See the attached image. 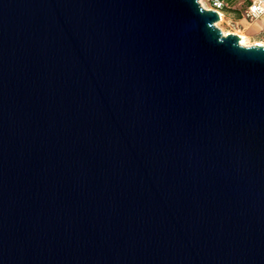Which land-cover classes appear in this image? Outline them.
<instances>
[{
	"label": "water",
	"instance_id": "1",
	"mask_svg": "<svg viewBox=\"0 0 264 264\" xmlns=\"http://www.w3.org/2000/svg\"><path fill=\"white\" fill-rule=\"evenodd\" d=\"M200 0H0V264H264V45Z\"/></svg>",
	"mask_w": 264,
	"mask_h": 264
},
{
	"label": "rangeland",
	"instance_id": "2",
	"mask_svg": "<svg viewBox=\"0 0 264 264\" xmlns=\"http://www.w3.org/2000/svg\"><path fill=\"white\" fill-rule=\"evenodd\" d=\"M202 1L205 7L211 6V3L208 0ZM248 1L249 0H241L242 5L238 13L227 12L225 11V9H222V12L224 13V18L220 21L218 26L221 29L223 28L227 31L243 32L247 34V41L250 43V45H252L255 41L264 42V18L248 20L244 17V11L247 7Z\"/></svg>",
	"mask_w": 264,
	"mask_h": 264
},
{
	"label": "built area",
	"instance_id": "3",
	"mask_svg": "<svg viewBox=\"0 0 264 264\" xmlns=\"http://www.w3.org/2000/svg\"><path fill=\"white\" fill-rule=\"evenodd\" d=\"M211 3L209 8L215 9L224 15L222 9L225 7L223 0H208ZM244 17L248 20L264 18V0H251L244 11Z\"/></svg>",
	"mask_w": 264,
	"mask_h": 264
},
{
	"label": "crops",
	"instance_id": "4",
	"mask_svg": "<svg viewBox=\"0 0 264 264\" xmlns=\"http://www.w3.org/2000/svg\"><path fill=\"white\" fill-rule=\"evenodd\" d=\"M225 2V11L227 12H236L238 13L240 8H241V0H224ZM251 2V0H249L247 2V5Z\"/></svg>",
	"mask_w": 264,
	"mask_h": 264
},
{
	"label": "bare ground",
	"instance_id": "5",
	"mask_svg": "<svg viewBox=\"0 0 264 264\" xmlns=\"http://www.w3.org/2000/svg\"><path fill=\"white\" fill-rule=\"evenodd\" d=\"M200 1H201V3H202L203 6H204L203 1H202V0H200ZM204 7H205V6H204ZM207 8H209V7H207ZM223 18H224V15H222V14L220 13V19L218 20L217 25L220 23V21H221ZM222 30H223V32H224L225 34H228V33L231 32V31H227V30H225V29H223V28H222ZM236 33H238V34L240 35V39H241V43H242V44H244V45H250V43L247 41V39H248L247 34H245V33H243V32H236ZM254 44L264 45V42H262V41H255Z\"/></svg>",
	"mask_w": 264,
	"mask_h": 264
}]
</instances>
